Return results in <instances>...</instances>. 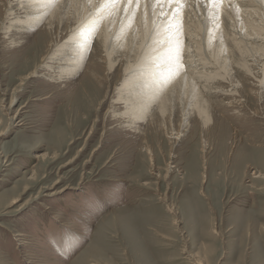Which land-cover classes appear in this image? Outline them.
<instances>
[{"label": "rangeland", "instance_id": "374dc122", "mask_svg": "<svg viewBox=\"0 0 264 264\" xmlns=\"http://www.w3.org/2000/svg\"><path fill=\"white\" fill-rule=\"evenodd\" d=\"M16 4L0 0V264H264V84L239 74L244 98L205 130L179 109L161 126L151 101L129 125L112 112L134 76L103 56L100 27L82 68L41 75L87 12L17 26Z\"/></svg>", "mask_w": 264, "mask_h": 264}, {"label": "bare ground", "instance_id": "6f19581e", "mask_svg": "<svg viewBox=\"0 0 264 264\" xmlns=\"http://www.w3.org/2000/svg\"><path fill=\"white\" fill-rule=\"evenodd\" d=\"M34 1L36 4H32ZM16 3L19 11L16 14L14 10V14L24 16L22 20L16 19L17 26L34 25L46 15L49 26L55 22L68 28L71 20L64 19L61 9H73L69 12L78 14L87 12L84 22H78L77 16L71 21L70 26L77 21L71 37L46 57L40 67L48 73L41 75L59 82L82 68L87 41L100 27L96 41L106 51L103 56L116 61L124 57L134 76L126 79L130 83L119 89L122 91L117 92L114 101L122 103L124 110L112 112L115 117L128 118L129 125L144 119L146 103L151 101L155 109L148 116L161 118V126L165 127L167 118L179 109L181 120L195 119L205 130L216 116L214 106L225 105L228 109L232 103L228 99H235V93L244 98L243 88L236 87L239 74L254 79L252 86L264 84V0H62L58 4L52 0L28 3L16 0ZM8 41L7 45L15 44L12 38ZM259 63L261 71H255L254 66ZM35 72L33 69L30 77ZM223 116L237 121L243 118L234 113ZM181 131L170 137L178 139L183 135ZM207 148L209 145L203 140L202 151Z\"/></svg>", "mask_w": 264, "mask_h": 264}]
</instances>
